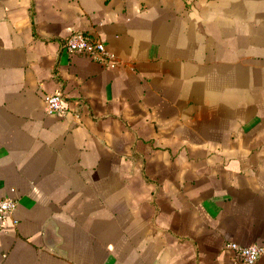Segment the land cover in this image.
Listing matches in <instances>:
<instances>
[{
	"label": "crops",
	"instance_id": "1",
	"mask_svg": "<svg viewBox=\"0 0 264 264\" xmlns=\"http://www.w3.org/2000/svg\"><path fill=\"white\" fill-rule=\"evenodd\" d=\"M78 30L115 64L69 51ZM0 195L18 200L0 264L264 245V0H0Z\"/></svg>",
	"mask_w": 264,
	"mask_h": 264
},
{
	"label": "built area",
	"instance_id": "2",
	"mask_svg": "<svg viewBox=\"0 0 264 264\" xmlns=\"http://www.w3.org/2000/svg\"><path fill=\"white\" fill-rule=\"evenodd\" d=\"M69 51L85 53L92 58L113 66L115 64V53L110 51L102 39L95 38L85 31H74L66 40ZM47 112L52 114H63L67 111L66 100L62 91L48 92L44 95ZM18 200L15 197L0 195V230L4 228L5 220L12 216L16 209ZM18 223V219H13ZM225 247L232 250L235 264H256L257 257L264 252V245L249 242L241 244L235 240H227Z\"/></svg>",
	"mask_w": 264,
	"mask_h": 264
}]
</instances>
